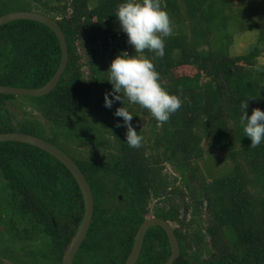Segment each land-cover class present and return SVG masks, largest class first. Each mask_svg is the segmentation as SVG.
I'll list each match as a JSON object with an SVG mask.
<instances>
[{
	"label": "trees",
	"instance_id": "obj_1",
	"mask_svg": "<svg viewBox=\"0 0 264 264\" xmlns=\"http://www.w3.org/2000/svg\"><path fill=\"white\" fill-rule=\"evenodd\" d=\"M57 4L56 18L64 31L69 60L57 86L42 96L0 93V132L21 131L36 134L55 144L70 141L71 136L82 141L102 142L101 130L105 120L114 116L122 101L105 107V93L111 83L106 55L125 51L126 33L115 15L121 0H68ZM172 20L173 32L165 38L164 56L145 49L142 55L152 60L160 74L162 85L180 96V108L165 122L153 117V128L146 131L133 125L143 136L139 148L126 142V127L110 124L118 139L117 153L109 151L107 158L76 161L89 181L95 210L91 227L74 261L81 262L82 253L91 257L87 264H124L133 244L139 224L145 220L150 196L159 195L167 183L147 156V149H161L163 159L173 162L182 176L191 199H195L193 220L204 202L210 222L205 231L198 228L181 232L174 228L181 253L174 264H264V142L251 146L240 124L242 101L246 111L259 107L264 110V64L259 59L264 51V24L244 9L233 7L231 0H160ZM71 8L70 13L67 11ZM42 11L50 13L46 8ZM235 27L258 29L259 44L241 54L231 53ZM120 34L119 44L109 50L112 38ZM263 45V46H260ZM82 50L88 56L91 79L84 76ZM134 55L135 50H129ZM61 46L56 33L44 23L18 19L0 26V84L39 88L57 71L61 62ZM183 66H193V74L180 73ZM178 73H177V72ZM102 94L98 95L99 86ZM27 99L38 106L52 123L51 134L38 119L17 117L8 108V101ZM125 106L130 109L127 98ZM143 108V107H142ZM145 109V108H143ZM82 132L84 136H79ZM153 138L147 147L145 138ZM208 148L222 151L233 167L225 170L215 158L206 159L205 175L199 160ZM0 173L10 191L14 233H24L32 241H40L37 232L47 236L48 255L62 264L64 250L78 231L85 213L82 191L70 170L49 152L21 141L0 142ZM181 192L173 187V193ZM198 192L197 198L193 193ZM122 195L126 208L110 209L105 195ZM155 215L181 223L175 206L157 209ZM20 218V219H18ZM29 222V225L21 222ZM30 226V227H27ZM17 230V231H16ZM22 232V233H20ZM206 244L207 257L197 251L188 253L190 239L201 248ZM156 241H159V248ZM171 249L167 234L160 225L150 227L136 264H163ZM81 254V255H80Z\"/></svg>",
	"mask_w": 264,
	"mask_h": 264
},
{
	"label": "rangeland",
	"instance_id": "obj_2",
	"mask_svg": "<svg viewBox=\"0 0 264 264\" xmlns=\"http://www.w3.org/2000/svg\"><path fill=\"white\" fill-rule=\"evenodd\" d=\"M234 8L244 9L249 12V15H252L257 19V23L259 25L264 24V0H231ZM70 5L68 0H0V16L6 14L10 11H18V10H34L45 13L42 11L43 8H46L50 13H45L47 15L56 14L54 7L57 4H65ZM96 3V0H90V5ZM69 13L71 8L67 10ZM234 33V41L231 44V53L232 54H241L247 51L251 46L259 44L257 41L258 38V29H242L235 27ZM125 38V47L126 51L134 50L133 46L128 43L127 34ZM120 34L116 38H112L111 44L109 46V50L111 48L116 47L120 40ZM263 46V45H260ZM82 54L81 62L83 63V73L87 79H91L90 73V65L87 63L88 56L84 54L82 50L79 51ZM116 52L110 50L106 55L107 65H105V69H108L112 60L117 56ZM259 63L264 64V51L262 52ZM196 71V68L193 66H183L179 72L180 73H190L193 74ZM177 72V71H176ZM178 73V72H177ZM103 85L100 84L98 95L102 94ZM8 108L17 115V117H26L29 119H38L42 125L46 128V132L51 134L50 128L53 127L52 123L48 121L38 106L34 105L30 101L24 98H20L18 100H10L8 101ZM130 109L134 110L136 114H134L132 118V124L139 126V128H143L147 136L150 137L149 131L153 128V115L148 109H143L139 104H130ZM121 121V129L124 126L123 120L119 117ZM116 118H107L105 120L106 126L103 125V129L101 130L102 142L99 144L101 146L95 145L92 141H82L81 139H75L71 136L70 141L59 140L56 141L55 144L65 150L69 155H71L76 161L79 159H96L98 160L100 157H103L105 160L107 154L103 153L102 146L104 143H109L113 146V148H109L108 150H112V152L119 151V142L118 139L112 134L110 124L112 122H117ZM125 127V126H124ZM79 136L83 137L84 134L79 132ZM147 147L153 141V138H148L149 140L144 138ZM206 151L205 158L203 160H199L198 164L200 165V171L207 175L206 165L209 164L204 162L209 156L216 159V163L222 169H229L233 167L232 160L226 156L220 150L210 149L207 146L206 141L203 143ZM147 156H152L153 159H159L161 162L156 163L153 162L152 165H155L161 172V176L165 183H167V188L165 190L159 188V195H151L148 203H147V212L145 213V217H152L155 215L157 209L167 210L169 208H173L175 206L179 210L180 218H182L181 223L171 222L173 228L179 227L181 232L187 231V225L190 224V231H194L198 228L203 229L205 231L206 226L209 224L210 215L206 210V203L202 204L198 209H196L197 216L193 220L192 211L195 208V199H191L189 195V190L185 187V182L180 176V174L175 170L173 166V162L169 160L163 159V152L161 149L153 150L151 148L147 149ZM173 187H177L179 191L178 193H173ZM193 193L197 198H200L201 195L196 192ZM108 199V196L105 195L104 200ZM113 203H109L110 207H119L122 203L118 202L116 198H114ZM126 208V207H122ZM12 206H11V197L10 191L6 186L5 180L2 178L0 173V264H56L55 261L51 259L48 255V250L50 249V243L47 241V236H45L40 231L37 232L36 237H40V241H32L31 238H27L24 233L18 234L14 233V222L12 220ZM20 219V218H18ZM27 224L29 222L22 221L21 225ZM30 227V226H27ZM17 231V230H16ZM191 248H188V253L192 251H197L198 256L200 258H204L208 256L206 252V244L209 243V237H206V243L201 248H197V243H194L191 239ZM159 243V242H158ZM157 244V242H156ZM159 245L157 244V247ZM143 250V249H142ZM142 253V252H141ZM81 255V254H80ZM141 255V254H140ZM91 257L88 253L84 252L81 256V262L84 264L88 263V259Z\"/></svg>",
	"mask_w": 264,
	"mask_h": 264
},
{
	"label": "clouds",
	"instance_id": "obj_3",
	"mask_svg": "<svg viewBox=\"0 0 264 264\" xmlns=\"http://www.w3.org/2000/svg\"><path fill=\"white\" fill-rule=\"evenodd\" d=\"M115 15L135 54L129 55L125 50L112 60L107 70L112 89L105 93L104 104L111 108L115 101L123 102L113 115L123 120L127 144L139 148L143 136L132 124L134 115L125 106L124 97L129 104L148 109L158 122L167 121L182 104L178 94L162 85L152 60L141 54L147 49L156 56H164L165 38L173 32L172 20L160 0H121ZM241 108L239 121L243 132L251 139V146L256 147L264 142V110L257 107L249 115L247 101H242ZM116 126H121V121L118 120Z\"/></svg>",
	"mask_w": 264,
	"mask_h": 264
},
{
	"label": "water",
	"instance_id": "obj_4",
	"mask_svg": "<svg viewBox=\"0 0 264 264\" xmlns=\"http://www.w3.org/2000/svg\"><path fill=\"white\" fill-rule=\"evenodd\" d=\"M18 19H31L39 21L49 26L59 38L62 54L61 62L55 74L43 86L39 88H30L23 86L0 84V93L13 95L42 96L51 92L57 86L63 72L67 67L69 60V50L66 37L63 29L59 25L56 18L34 10L10 11L6 14H3L0 16V26L7 22ZM3 141H21L44 149L45 151L49 152L54 157L59 159L70 170V172L75 177L77 183L79 184L84 197L85 213L78 231L74 234L70 243L65 248L62 258V264H73L75 257L84 239L87 236L95 210V199L93 190L84 172L82 171L78 163L74 160V158L69 155L65 150L52 143L51 141L36 134L21 131H2L0 132V142ZM155 225H160L164 228L170 243L171 253L169 258L163 264H174V262L180 256L181 253L179 239L171 223L162 217L156 216L148 217L142 222L135 234L133 247L124 264H136L143 248L146 233L150 227Z\"/></svg>",
	"mask_w": 264,
	"mask_h": 264
},
{
	"label": "flooded vegetation",
	"instance_id": "obj_5",
	"mask_svg": "<svg viewBox=\"0 0 264 264\" xmlns=\"http://www.w3.org/2000/svg\"><path fill=\"white\" fill-rule=\"evenodd\" d=\"M118 142H119V141H118ZM103 146H104V145H103ZM108 146H109V148H113V146L110 145V144H109ZM119 147H120V146H119ZM109 148H108V149H109ZM119 149H120V148H119ZM109 151H112V150H109ZM115 153H116V152H115ZM107 196H108V202H106L107 207L110 208V209L118 208V207H113V208H112V207L109 206V203L112 204V203H113V200H115L114 198H116V197H111V196L108 195V194H107ZM94 199H95V198H94ZM118 199H119L118 202H120L121 200H123L122 195H118ZM116 200H117V199H116ZM123 206H128L127 201H126L125 203L122 202L121 206H119V207H123ZM154 216L159 217V216H157V215H154ZM145 219H146V217H145ZM166 220H167V219H166ZM143 221H144V220H143ZM143 221H142V222H143ZM168 221H169L170 223L172 222V220H169V219H168ZM142 222L139 224L137 230L139 229V227H140V225L142 224ZM171 225H172V224H171ZM172 226H173V225H172ZM90 227H91V226H90ZM89 229H90V228H89ZM149 229H150V228H149ZM149 229H148V230H149ZM137 230H136V232H137ZM147 232H148V231H147ZM165 232H166V231H165ZM135 234H136V233H135ZM146 234H147V233H146ZM145 237H146V236H145ZM167 237H168V236H167ZM134 240H135V235H134V238H133V244H134ZM168 241H169V240H168ZM156 242H157V244L159 245V243H158L159 241H156ZM133 244H132V247H133ZM144 244H145V240H144ZM144 244H143V247H144ZM169 244H170V243H169ZM132 247H131V249H132ZM158 248H159V247H158ZM142 249H143V248H142ZM170 249H171V248H170ZM130 252H131V251H130ZM141 252H142V251H141ZM140 256H141V255H140ZM140 256H139V257H140ZM75 258H76V257H75ZM138 259H139V258H138ZM74 261H75V260H74ZM137 261H138V260H137ZM124 263H125V262H124ZM73 264H74V263H73Z\"/></svg>",
	"mask_w": 264,
	"mask_h": 264
}]
</instances>
